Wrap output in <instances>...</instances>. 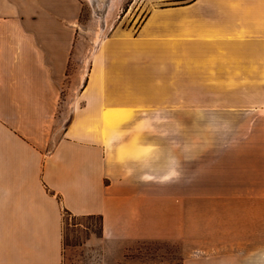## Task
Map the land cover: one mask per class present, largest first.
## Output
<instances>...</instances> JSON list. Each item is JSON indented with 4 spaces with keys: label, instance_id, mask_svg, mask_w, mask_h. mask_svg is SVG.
Masks as SVG:
<instances>
[{
    "label": "crops",
    "instance_id": "1",
    "mask_svg": "<svg viewBox=\"0 0 264 264\" xmlns=\"http://www.w3.org/2000/svg\"><path fill=\"white\" fill-rule=\"evenodd\" d=\"M82 5L0 0V264H64L66 215L99 216L117 247L167 238L187 201L264 206V0H190L115 27L55 138L67 71L87 54ZM255 244L189 261L264 264Z\"/></svg>",
    "mask_w": 264,
    "mask_h": 264
},
{
    "label": "rangeland",
    "instance_id": "2",
    "mask_svg": "<svg viewBox=\"0 0 264 264\" xmlns=\"http://www.w3.org/2000/svg\"><path fill=\"white\" fill-rule=\"evenodd\" d=\"M188 1L82 0L75 46L87 47V54L82 49L76 53L75 62L67 71L60 110L53 120L55 138L58 137L56 133L63 131L68 124V111L63 113L61 107L63 99H68L70 91L73 98L77 96L88 71L90 49L93 51L115 27L136 30L154 7ZM199 181V191H207L206 177H199ZM262 206L263 203L257 205L249 199L226 203L201 199L187 201L181 212L177 209L172 213L173 219L168 216L170 222L168 220L166 224L171 231L168 230L170 236L167 238L126 240L117 247L101 244L99 216L72 218L66 215L64 264H192L189 258L194 255L219 256L222 252L248 250L254 248L255 243L264 241ZM196 264L215 263L200 261Z\"/></svg>",
    "mask_w": 264,
    "mask_h": 264
}]
</instances>
